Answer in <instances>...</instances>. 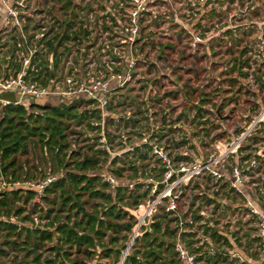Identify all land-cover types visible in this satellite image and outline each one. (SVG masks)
<instances>
[{
	"label": "built area",
	"instance_id": "2783aa9c",
	"mask_svg": "<svg viewBox=\"0 0 264 264\" xmlns=\"http://www.w3.org/2000/svg\"><path fill=\"white\" fill-rule=\"evenodd\" d=\"M147 18L168 25L167 41L151 39L142 25ZM0 43V57L7 52L13 66V74L0 75V94L17 97L14 104L0 99V109L31 97L86 113L88 123L77 126L86 134L68 138L70 152L117 160L101 179L111 192L141 187L148 193L133 213L123 255L151 220L166 216L179 264H212L208 257L215 256L228 264H264V148L245 147L253 134H264V103L236 115L234 88H185L199 96L194 119L210 121L209 142L197 156L176 105L183 91L163 94L161 84L237 75L239 67L245 76L264 75V0H0ZM224 60L232 61L228 69ZM258 88L264 94V87H252ZM78 134L86 135L84 148L71 141ZM141 156L148 157V168ZM131 163L147 177L129 182L115 174ZM154 170L157 175L148 177ZM63 176L24 186L37 190L40 203L44 188ZM20 185L4 181L0 189Z\"/></svg>",
	"mask_w": 264,
	"mask_h": 264
},
{
	"label": "trees",
	"instance_id": "16d2710c",
	"mask_svg": "<svg viewBox=\"0 0 264 264\" xmlns=\"http://www.w3.org/2000/svg\"><path fill=\"white\" fill-rule=\"evenodd\" d=\"M36 108L42 111H27L23 105L0 109V187L4 181L41 184L62 171L65 176L44 188L40 203L37 190L26 186L0 189V264H119L135 228L133 213L148 193H141V187L111 192L101 179L117 160L101 153L82 159L78 151L70 152L68 138L74 127L88 123L86 113L66 105ZM29 148L43 152L49 172L21 160ZM146 163L148 157L141 156L140 165L148 168ZM127 167L115 174L129 182L147 177L133 163ZM157 173L149 171L148 177ZM152 226L151 233L136 240L124 264H179L171 221L160 216ZM208 261L228 264L221 256Z\"/></svg>",
	"mask_w": 264,
	"mask_h": 264
},
{
	"label": "rangeland",
	"instance_id": "374dc122",
	"mask_svg": "<svg viewBox=\"0 0 264 264\" xmlns=\"http://www.w3.org/2000/svg\"><path fill=\"white\" fill-rule=\"evenodd\" d=\"M154 5L157 6V3H155ZM159 16L162 19H164L163 14H160ZM149 21H150V18L144 19L142 25L143 27L147 29L146 33L148 30L152 31L151 39L155 41H164V42L167 41L168 36L170 35L166 31V29H168V25L164 23H156V22L149 23ZM5 46L6 45H4V47ZM4 53L6 54V56L8 55L7 52H4ZM6 56L0 57V66L8 64V62L6 61ZM230 64H232V61L227 62L226 60H224L223 62L224 69H228V67H230ZM210 65H211V61L210 62L208 61L207 66L210 67ZM241 72L245 74L242 71V69L239 67L237 75L234 73L229 75L226 72L223 75L213 74L210 77L205 78V79H192L191 81L189 79H186V80L185 79H180V80L175 79L173 86L170 85L171 82L170 83L168 81L161 82V84L164 85V86L162 85V88L166 89V91L163 92V94L168 93L170 90L173 89V87H176L174 88L175 91H183L179 94V97H178L179 99H178V102H176V105L177 107H180V116L182 113H185V117H183V121L185 122V129L183 131L185 132L188 131L192 135L191 146H190V149H193V150H190V153L192 155L195 154L199 156L198 151L202 152L203 148L205 147L204 144H207L209 142V139L205 138L204 134L209 129L207 124H209L210 121L205 122L204 119L203 120L198 119L197 116L194 119V115H197L198 111L196 110L195 113H193L194 108L192 107L195 106L194 103L198 101L199 96L189 95L187 92H185L186 91L185 88L187 87L192 88L191 86L194 87V89H191V90H211V89L229 90L231 88H234V91L238 92V96L240 99L239 104H237L239 109L236 115H241L242 113L243 114L247 113L249 110H251V108L258 109L259 107L258 105H260L261 103H264V100H263L264 94L261 92V89L260 88L256 90L252 89V87H264V75L253 74V75L245 76V75H242ZM224 96L227 98H230L227 95H224ZM23 102H24L23 106L28 105L29 108L34 107L33 110L35 111L37 110L40 112L42 110H39L36 107L38 106L47 107V106H50V104H51V107H53L61 103V101H58L55 99L38 100V99L31 98V97H27ZM189 115H190V118L186 119V117ZM194 120L195 122L193 123ZM242 120L243 119L241 118H237L234 122H239L240 124L246 126L244 122L242 123ZM195 128H197L196 134L193 133ZM74 130L75 132L80 133V134L85 133L84 129H78V127H74ZM123 131H126V130L123 129ZM252 139L262 140L263 142L260 144H257L256 141ZM78 140H79V148H84L85 145L87 146L86 135L78 134L71 141H73L72 143L74 145L75 143L78 142ZM249 146H252L256 149L264 148V134H260V132H258V134H253L252 137L249 139V141L245 144V147H249ZM77 147H78V144H77ZM29 150H30V154L28 156L22 157L21 160L25 163L27 162L28 163L27 166L29 168H31L33 165L34 166L36 165V166H39L42 170L44 171L47 170V172H49L50 170L48 169L49 161L44 156L43 152L41 150H38L37 148H34V149L29 148ZM21 186H24V184H21ZM132 253H133V250H131L130 255Z\"/></svg>",
	"mask_w": 264,
	"mask_h": 264
},
{
	"label": "water",
	"instance_id": "95a60500",
	"mask_svg": "<svg viewBox=\"0 0 264 264\" xmlns=\"http://www.w3.org/2000/svg\"><path fill=\"white\" fill-rule=\"evenodd\" d=\"M0 99L6 100L8 102H10L11 104H14L17 101V97L15 93H7V94H0ZM153 225V221L151 220L146 226H147V230L143 233V235L147 234V233H151L152 231V226ZM127 256L123 255L120 264H124V262L126 261Z\"/></svg>",
	"mask_w": 264,
	"mask_h": 264
},
{
	"label": "crops",
	"instance_id": "0c3cea01",
	"mask_svg": "<svg viewBox=\"0 0 264 264\" xmlns=\"http://www.w3.org/2000/svg\"><path fill=\"white\" fill-rule=\"evenodd\" d=\"M0 68H1L0 69V75H2V76H9V75L13 74V66L10 63L3 65V66H0ZM38 107H41V106H38ZM47 107H51V104H50V106H47Z\"/></svg>",
	"mask_w": 264,
	"mask_h": 264
},
{
	"label": "bare ground",
	"instance_id": "6f19581e",
	"mask_svg": "<svg viewBox=\"0 0 264 264\" xmlns=\"http://www.w3.org/2000/svg\"><path fill=\"white\" fill-rule=\"evenodd\" d=\"M130 252V251H129Z\"/></svg>",
	"mask_w": 264,
	"mask_h": 264
}]
</instances>
